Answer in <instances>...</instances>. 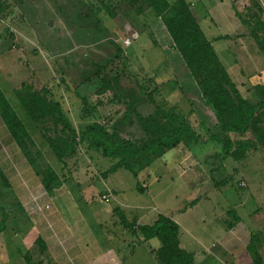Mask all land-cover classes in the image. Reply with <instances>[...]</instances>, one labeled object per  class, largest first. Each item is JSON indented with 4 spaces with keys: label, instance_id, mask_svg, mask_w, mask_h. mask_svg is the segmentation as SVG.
Segmentation results:
<instances>
[{
    "label": "rangeland",
    "instance_id": "1",
    "mask_svg": "<svg viewBox=\"0 0 264 264\" xmlns=\"http://www.w3.org/2000/svg\"><path fill=\"white\" fill-rule=\"evenodd\" d=\"M166 1L173 3L179 0ZM234 1H243L238 8L244 11L241 12L244 18L248 9L243 10V8L249 7L248 13L252 15L250 19L256 23L255 20L258 18L264 24L261 18L262 8L259 4L260 1L264 3V0ZM30 2L33 6L27 4ZM158 2L160 0H2L4 14L8 15L11 11L14 12L10 16H16L17 12L21 11L19 4L23 5V12H20L23 18L20 15L17 16L25 22L26 26L22 27L24 28L23 33L29 39L25 37L23 41L16 42L10 39V30L7 31L9 36L4 35L6 38L2 41L1 56L5 59L0 63V91L6 97L7 106L12 108L20 122L37 141L38 149H36L41 151L39 161L34 166L39 178L34 180H37L35 185L42 186L36 190L32 188L27 190V194L31 195L34 206L37 209L41 208V212H44L45 208L49 209L48 217L61 218L62 225L60 227L50 226L57 232L56 240L62 241L61 247L65 254L70 253L72 249H84L86 246L98 247V252L99 249L105 252L113 243L117 244L119 239L122 242V247L124 240L131 245V249L134 246L140 249L148 247L149 244L140 242L138 236H131V242L127 240L123 227L116 224L119 217L112 213V210L118 206L116 195L113 197L110 191L113 188L122 189L118 190L120 193L117 194L121 200L126 199L132 203L128 205L129 209L136 208V203L140 204L149 209L151 219H155L160 214L167 215L182 208L180 206L184 204L187 196L195 193L188 184L189 178L192 177H190V172L195 168L203 169L206 171L208 183L204 184V188H200V191L207 192L212 200H204L193 211L189 226L193 227V234L197 239L200 237L209 243L216 242L221 238V234H219L221 231L217 227L220 216L217 203L223 202V205L226 203L228 206L232 202L229 201L228 196L224 198L220 192L216 193V190L210 188L209 185L215 183L236 185L239 189L246 188L241 185H261V187L259 186L261 191H257V193L260 192L262 195L256 197V200L264 202V108L255 114L251 122L253 137L250 135L249 137L252 138H248L247 142L237 140L239 134L227 132V126H237L234 124L240 122L244 115L250 112L251 109L248 108L251 104L243 100L241 96L233 95L238 111L228 116L224 115V118L221 119L223 115L215 114L213 108L202 97V93L201 96L200 94L198 96L195 90L192 91L191 86L195 89L196 87L200 88V81L192 78L188 80L182 60L177 56V50H173V42L166 30L165 21L156 10ZM185 2L200 27L202 26V30L209 37L214 39L213 34H220L221 31L216 28L213 31L212 29L208 31L212 24L210 25L208 21L204 20L209 18L208 14L210 13L207 12L208 9L205 10L204 4L207 3V0H185ZM10 16L8 15L9 20L13 19ZM212 23L213 27L222 25L217 26L214 20ZM242 27H245V24ZM242 27L240 33L244 29ZM247 31L250 32V30ZM259 34L264 38L263 31L259 30ZM128 40L130 45L127 43ZM257 42L264 51V43ZM35 44L39 46L36 47ZM221 44L223 43H217V47L213 46V48L215 52L217 51L221 69H225L227 72ZM43 46L49 53L40 49ZM22 85H28L33 90L40 91L38 95H41V98L47 102H58L66 120L73 124V129L76 132L86 125L81 120V117L84 116L81 114V108L85 101L88 110L86 112H92L88 119L105 125L110 133L119 132L121 137L137 141L132 142L134 145H141L153 140V137L149 139L145 124L137 112L142 117L158 114L161 124L167 123L166 125L171 128L187 127L193 130L184 121V116L188 115L192 108L194 113L207 118L209 126L202 128L197 123L199 129L196 128L197 130L194 129V131L197 135L200 133L198 138L195 136L194 140H186L177 147L176 152L171 150L165 156L157 158L151 166L155 170L152 174L150 173L151 177L148 179L149 189L145 194L138 195L134 190L136 189V179L130 172L122 169L117 173H110V169L119 161L117 158L115 160L105 158L102 153L91 151L78 144L76 154L67 160L68 162H65L66 166L60 164L53 153L49 151V145L39 137L42 125H39V128L36 126L19 99L17 92L22 91ZM228 89L233 93L231 87L228 86ZM261 96L264 97L262 94ZM27 97L29 99L26 94L24 98L27 99ZM5 104L4 101L1 102L0 121L2 120L3 124L0 123V127L6 126L10 132V125L1 111ZM220 120H223L224 124L219 123ZM46 121L53 122L52 119ZM121 122L123 125H120ZM48 127L51 129H49L51 131L49 136H60L54 135L55 130L51 124ZM58 129L62 131L63 128ZM67 133L64 130L63 141L67 139L66 137L71 138L70 133L68 135ZM2 137L0 134V169L2 171L0 174V221L3 218L2 208L9 210V212L7 211L6 228L12 222L11 216H19L20 221L16 227L15 225L12 227L16 232L8 231L7 234H4L5 238L2 236L3 233L0 235V264H26L24 260L26 257L28 258L27 254L34 259V256L39 253L40 242L31 244L35 229L28 221V216L25 217L22 214L20 207L16 208L20 197L17 192L13 191L12 193L11 183L12 185H30L27 170L29 166L28 162L26 163V156L16 141L12 139L7 142ZM214 138L223 139L229 146L230 153L236 151V153L250 154L251 151L259 150L260 157H255V155L247 157L246 163H239V165L233 160L232 168L227 171L224 167L223 170L220 166V160L223 158V145ZM86 150L91 153L84 157L83 154ZM35 153L33 151L32 154L35 155ZM127 155L125 154L124 157ZM215 156H218V161L214 158ZM129 163L126 167L131 168V172L135 173L139 167L143 166L142 160H138L136 157H131ZM179 163H182L183 170L181 172L183 171L184 176L188 179L178 175L181 168H179ZM52 168L55 170L56 176L59 177L55 178L52 183L61 182L64 187L51 195V207L49 205V208H44L34 200L37 197H42L39 193L40 188L44 191V198H48L46 190L43 189L42 179ZM230 169H233L232 173L229 172ZM209 171L215 179L217 178L215 181H212L213 176L211 180ZM30 173L32 174V171ZM189 173L190 175H188ZM106 175L107 178H104ZM202 178L203 175L200 179ZM140 181L143 180L140 179ZM70 182L77 185L74 190L66 188V185H71ZM89 185L92 186L89 187ZM209 189L211 190L209 191ZM234 191L238 194L243 193L242 190L234 189ZM104 194L110 195V202L107 203L103 200ZM60 195L64 197H60ZM245 200L244 205L240 207H237L236 204L238 199L231 203V205L236 204L233 208L241 217L245 218L249 211L250 214L258 211L264 215V203L257 205L254 203L256 200L247 195ZM27 203L25 207L28 215L31 216L30 219L33 223L37 222V218H35L37 210ZM2 204L9 205L4 207L1 206ZM214 205L216 206L215 211ZM25 207L23 208L25 209ZM53 209L57 210L53 211ZM132 213L142 214L141 211L135 209L132 210ZM41 217L44 219L42 215ZM146 222L150 224L152 220ZM182 229L184 239H186V231L183 227ZM17 232L18 238L15 236ZM207 234H209L208 238L203 239V236ZM257 236L258 241L255 248L264 239V225ZM156 243L155 241L151 245ZM252 243H255V239ZM196 244L194 242L193 246ZM252 253L251 258L242 257L237 264H252V261H255L256 264H264V253L263 255ZM139 254L134 255V258L139 261L137 262L131 257V263L147 264L148 259L141 258ZM62 256L64 257L63 254ZM41 257L39 254L34 260L36 261L34 264ZM44 258L49 260L50 264H55L52 259ZM27 261V264H32L30 260Z\"/></svg>",
    "mask_w": 264,
    "mask_h": 264
},
{
    "label": "crops",
    "instance_id": "2",
    "mask_svg": "<svg viewBox=\"0 0 264 264\" xmlns=\"http://www.w3.org/2000/svg\"><path fill=\"white\" fill-rule=\"evenodd\" d=\"M241 2L243 1L235 2L234 0H207V3L205 2L204 4L205 10L208 9L207 12L208 13L210 12V13L208 14L209 18H206L204 20L208 21L210 25L212 24V26L208 29V31H210L211 29L213 31L216 28L217 30L219 29L221 32L219 35L213 34L212 36H214L213 37L214 39H212V37H209L206 32H204V34L206 38L209 41H211L212 45L215 48L217 47V43L218 44L223 43L221 44V46H223V52H224L223 60L226 66L227 73L229 74L232 82L235 84V88L237 92L239 93V95L241 96L243 100L247 101L252 106L258 107L259 103L261 102L263 98L261 94L263 95L262 90L264 88V51L262 50L261 46L258 44L257 38L253 36V32H252V27L257 23H254L250 19V16L252 15L248 13L249 7L243 8V10L248 9L247 15L246 16L244 15L245 18L243 17V13L241 12H244V11H242L241 8H238ZM0 4H2V0H0ZM27 4L29 6L32 5L31 2ZM259 4L261 5V8H262L261 18H262V21H264V3L263 1L262 2L260 1ZM22 6L23 5L20 3L19 7H21V11H20L21 13L23 12ZM1 9L2 7H0V63L2 62V60L5 59V57L1 56L2 45H3L2 41L6 38L4 35L9 36L7 32L8 30L11 31L10 39L15 40L16 42L23 41L25 37L26 39H29L23 33L24 28L22 27H24L25 22L23 21V19H19L17 16V15H20V17H22V14L20 12L19 13L17 12V15H16L17 18H16L15 15L10 16L11 14L14 13L13 11H11V13H9L8 15L13 19L9 20L8 15H6V13L4 14V11ZM14 10L16 11V9ZM212 20L216 22L217 26L220 24L222 25L218 27H215V26L213 27ZM243 24H245V27H242ZM241 27L244 29L240 33ZM222 30H224V32H222ZM247 30H250V32ZM35 46L37 47L39 45L35 44ZM40 49L44 50V52L49 53V51L46 50L44 46L40 47ZM184 67L186 70L188 80H191V77L189 76V73L185 65ZM191 89L192 91L195 90L199 96L200 91L197 87L195 89L194 87L191 86ZM186 91L188 92V89H186ZM184 121L187 122V125H189L193 129V131L194 129L198 128L197 123L198 125L200 124L202 128L205 126H209L207 118L198 113H194L192 108H191V111L188 112V115L184 116ZM0 123L3 124L2 120L0 121ZM251 132L252 130L250 129L246 132L239 134V137L237 138V140H242L243 142H247L249 140L248 138L253 137ZM0 134L3 136L2 138L6 139L7 142H9L12 139L14 140V138L11 136V133L8 131L6 126L0 127ZM199 134L198 135L196 134V135L199 137L200 136ZM229 135L231 136V138L233 137L231 133ZM229 135L228 137L230 138ZM250 135L252 137H249ZM176 149L177 148L166 150L162 156H165L171 150H174L176 152ZM90 153H91L90 151L86 150L84 151L83 155H85L84 157H87V155ZM260 153L261 152L259 150L251 151L250 154L249 153L247 154L238 153V152L236 153V151H233L232 153H227V155L223 153L222 154L223 158H221L220 160L221 162L220 166L223 168V170L225 167V169L228 171L229 168H232L233 160H235V163L238 165L239 163L244 164L246 163V160L248 158L254 155L255 157H260ZM71 158L73 157H69L67 160ZM214 158L217 161L219 160L218 156L217 157L215 156ZM67 160L65 162H68ZM155 160H153L145 168L140 169V171L137 172L136 176L130 170H125L127 172H130L136 179V182H137L135 185L136 189H134L136 194L138 195L145 194L147 192V189H149V185L147 183H148V179L151 177L150 173L152 174L153 170H155V168H151ZM88 161L91 162L90 159H88ZM27 162L28 160L26 158V163ZM27 164L29 168L32 169L31 171L33 174L32 175L30 173L31 171H29L30 169L28 168L27 169L28 177H29L28 182L30 183V185H12V183L10 182L11 191L12 193L13 191L17 192L18 196L20 197L18 199L19 200L18 203H16V208L19 206L20 210L22 211V214H23V210L25 211L26 209L25 207L26 202H28L27 205L33 206L35 210H37V213H35L36 217L34 216L35 218H37V222L33 223V221L30 219L31 216L27 215L28 221L33 225V229H35L34 234H32L33 236H32L31 244H33L34 242L37 244V242L39 243L38 239H41L44 242L45 248H46L45 257L52 259L55 264H132L130 261V258L132 257L133 260L138 262L139 260H136L134 258V255L139 254L140 252L141 253L139 255H141V258L148 259L147 262L145 260L147 264L149 262L152 264H161L159 256H158L159 250L162 247L161 242L156 238L151 239V240H145L143 236L138 232V228L140 227L153 226L158 221L160 216H164L166 218L171 219L179 226V236L178 237H179L180 246L182 250L193 255L195 264H237L239 259H241L242 257L251 258V254H253L252 252H255V255L256 253L258 255L259 254L263 255L264 253V239L255 248V245H257V241H258L257 234H259L260 230L263 228V225H264L263 224L264 223L263 213L256 211L250 214V211H249L247 212L249 216L247 215L246 216L247 218L246 217L243 218L233 208V206H236V204H237V207L243 206L245 203L244 201H246L245 200L246 195L249 196L250 198H253L254 200H256V197H260L262 194H260V192L257 193V191H261L259 190V186L261 187V185H241L244 187L246 186L247 189L246 188L239 189L238 186L236 185H218V183L209 185L211 186L210 188H212L213 190H216V193L219 194L220 192V195L224 196V198H227L228 196L229 201L233 202L236 199H238V202L234 205H231L232 202H230L228 206H226V203H224L223 205V202L217 203V206L220 210L219 211L220 216H219V222H218L219 225L217 226L219 227L218 230L221 231L219 233L221 234V238L219 240H216V242L209 243L207 240L206 241L202 240V238L200 237L197 239V237L194 236L193 234L194 230L192 229L193 227L189 226V224L191 223V220H190L191 215L193 211L197 209L201 203H203L204 200H207V201L212 200L211 196H208L207 192L200 191V188H204L205 186L204 184L208 183L206 180L207 174L205 175L206 171H203V169H200V168L199 169L195 168L194 171L190 172L191 175L190 173L188 174L190 175V177L192 176L191 178H189L190 182H188V184L189 186H191L192 190L195 193L189 194V196H187L184 204L180 206L182 208L176 209L175 212L173 211L172 213L167 214V215L160 214L155 219H151L152 216L150 214L149 209H146L144 206L140 204L137 205V203L135 205L136 208L134 209L141 211L142 214L141 215L133 214L132 210L134 209L128 208V205H131L132 203L126 199L121 200L120 199L121 197H119V195L117 194V193H120L118 190H122V189L117 187L118 190L114 188L110 190L112 192L113 197L116 195V204L118 205L116 206V208L112 210L113 215L114 216L118 215L119 217V221H116V224H119L123 227V230L126 232V236H127L125 237L130 242L132 238L131 236L133 237L138 236L141 240L140 242L148 243L149 245L146 249L136 248V246H134V248L131 249L130 248L131 245L126 240L123 241L124 246L122 247L121 245L122 242H120V239H119L117 244L113 243L112 246H110L109 249L106 250L105 252L102 249H99V252H98V247L95 248L94 246H91V247L86 246V248L84 249H79V250L72 249L70 253L65 254L61 247L62 241L56 240L58 237L57 232L55 231V229L51 228V226L56 227V228L60 227L62 225L61 218L56 217V216L55 217L51 216V218L48 217L49 209L45 208V207L49 208V205L50 207L52 205V202L50 200L51 195H48V198L45 199L43 196L44 191L40 188L41 191L39 193H41L42 197H37L36 200L38 204L44 206L45 208V211L41 212L42 211L41 208L37 209L34 206L35 204H33L32 202L33 199L32 197H30L31 195L28 196L27 194V190H31V188L36 190L42 186V185H35L37 183V180H34V179L39 178V174L34 168L35 165H31L30 163H27ZM179 164H180L179 168L180 167L181 168L179 170L180 173L178 175H180V177L185 179L186 177L184 176L185 173L183 171L181 172V170H183L182 163H179ZM229 172L232 173L233 169H230ZM209 173H210V178H211L213 174L211 173V171H209ZM202 175H203V178L200 179ZM145 178L147 180H144ZM140 179L143 180L142 181L143 183L140 181ZM186 179L188 178L186 177ZM216 179L214 178L212 180L211 178L212 181H215ZM38 182L41 183V181H38ZM185 182L187 181L185 180ZM70 184L71 185H66V188L70 190H74L75 187L77 186L76 184H73L72 182H70ZM91 186L92 185H89V187ZM63 187L64 186L62 185L60 188L56 189L54 193L56 191H59ZM43 189L45 190L44 185H43ZM234 189L236 191L242 190L243 193L238 194L234 191ZM210 190L211 189H209V191ZM253 191H254V194H253ZM122 194L124 196V193ZM60 197H64V196L60 195ZM176 198H178L177 195H176ZM117 199L119 200L117 201ZM254 203L257 205H262L264 202H260L259 200L258 201L256 200V202ZM8 205L9 204H6L4 206L2 204L1 206L7 207ZM23 207H25V209ZM215 207L216 206L214 205V211L216 209ZM222 209H226V210H222ZM56 210L57 209H53V211H56ZM25 212H27V209ZM27 214L29 213L27 212ZM41 215L43 216L44 219H42ZM214 215H215V212H214ZM10 218H12L11 219L12 222L10 226L8 225V228H6L5 232H3V235L0 234L4 238H5L4 234L5 233L7 234L8 231L12 230L13 232H16V230H14V228L12 227L14 225L16 227L20 221L19 216H11ZM148 220H152V222L148 224L146 222ZM182 227L186 231V234H187L186 239H184V235H183L184 231ZM15 236L16 238L19 237L18 232ZM208 236L209 234L203 236L204 237L203 239H207ZM253 238L255 239L254 244L252 243V241H254ZM155 241L157 243L155 245H151ZM192 241L193 243L195 242L197 244L193 246ZM40 249H39V253H37L34 256V259H32L31 257V260L33 262H36L34 260L39 256ZM62 254L64 255V257L62 256ZM27 259L28 258L24 260L26 264L28 263ZM40 259H43V257H41ZM40 259L38 261H40ZM46 260L47 259L44 260L45 263L47 262ZM253 263L256 264L255 261H252V264ZM241 264H245V263H241Z\"/></svg>",
    "mask_w": 264,
    "mask_h": 264
},
{
    "label": "trees",
    "instance_id": "3",
    "mask_svg": "<svg viewBox=\"0 0 264 264\" xmlns=\"http://www.w3.org/2000/svg\"><path fill=\"white\" fill-rule=\"evenodd\" d=\"M0 7H2V4ZM1 10H3V7ZM156 10L160 14V17L165 21L166 30L173 42V50H177L176 54L179 59L182 60V65L186 66L189 76L198 82L200 81V94L202 93V97L205 98L208 105L213 108L215 114L219 113V115H223L221 117L222 119L224 118V115L228 116L238 111L232 96L240 95L234 87L228 73L225 69H221L218 55L216 54L211 41L206 38L204 31L200 27L185 0H179L173 3H169L166 0H160V2L157 3ZM258 20L259 19L255 21L257 24L252 27L253 36L258 39L257 41L264 43V38L259 34V30L264 33V24ZM228 86L233 89V93L228 89ZM21 90L22 91H18L17 94L19 99H21L27 114L37 127L42 125L40 128L41 132L38 131L40 132L39 137L49 145V151L53 153L57 161L64 167L66 166L65 161L69 157H74L78 148L77 145L80 144L91 151L102 153V156L105 158L112 160H115L116 158L119 159V161L110 169V173L112 174L118 172L120 169H129L131 171V168L126 167L131 161V157H136V159L142 160L143 166L138 169V171H140V169L148 166L153 160L161 157L166 150L175 149L186 140H194L195 136L198 138L195 132L190 128H171L166 125L167 123L161 124L158 114L149 117H142L141 114L137 112L139 118L145 124V130L147 131L149 139L153 137V140L141 145H134L133 143L137 141L121 137L119 132L110 133L105 125L98 121L88 119V116H91L92 112H86L88 110L86 109L87 103L85 101L81 108V114L84 115L81 117V120L86 125L83 129L76 132L73 129V124L66 120L61 105L58 102L52 103L45 101L41 98V95H38V92L40 91H35L28 85H22ZM262 93L264 95V88ZM26 94L29 96V99L28 97L27 99L24 98ZM5 99L6 97L0 91V106L2 101L6 103L1 111L7 119V123L10 125L9 129L11 136L28 159V163L36 165L39 161L38 158L41 156V151L37 150V141H35V138L31 136L30 132L20 122L12 108L7 106L8 103ZM262 108H264V97L258 107L252 105L249 106L248 109H251L250 112L246 113L240 122L234 124L237 126H227V132L241 134L250 130L251 122L253 121L255 114ZM49 119H52L53 122L46 121ZM219 123L224 124L223 120H220ZM49 124L54 127V135H60L61 138L60 136H49V134H51V129L48 127ZM120 125H123V123L121 122ZM61 127L63 128L62 131L58 129ZM64 130L68 132L67 135L70 133L71 138L66 137L67 139L63 141ZM214 140L223 145V153H230L231 150L223 139L214 138ZM33 151L36 152L35 155L32 154ZM125 154L128 155L124 157ZM137 172H133L135 176L137 175ZM0 174H2L1 169ZM56 175L55 170L52 168L47 171L45 176H43L42 181L47 195H52L56 189L63 185L61 182H57V184L52 183L55 181V178H59ZM3 178L5 179L4 176ZM104 178H107V175L104 176ZM104 197H107L108 201H106ZM103 200L107 203L110 202V195H104ZM2 210L3 218L0 221V234L6 230L7 211L9 212V210L5 208H2ZM23 214L25 216L28 215L24 210ZM138 232L145 240L156 238L161 242L162 247L159 250L158 255L161 264H195L193 255L182 250L178 237L179 226L171 219L160 216L153 226L140 227L138 228ZM38 240L41 248L40 255L43 259H40L36 264H50L49 260H46V263L44 262L46 259L44 258L46 256L45 244L41 239ZM27 255V260H30V263L34 264L31 260V256L29 254Z\"/></svg>",
    "mask_w": 264,
    "mask_h": 264
},
{
    "label": "built area",
    "instance_id": "4",
    "mask_svg": "<svg viewBox=\"0 0 264 264\" xmlns=\"http://www.w3.org/2000/svg\"><path fill=\"white\" fill-rule=\"evenodd\" d=\"M128 45H130V41L128 40ZM104 199L106 200V201H108V198L107 197H104ZM35 202H37V200H34Z\"/></svg>",
    "mask_w": 264,
    "mask_h": 264
}]
</instances>
